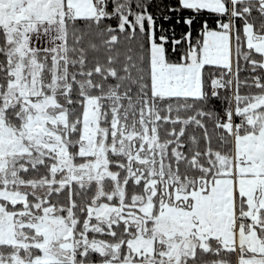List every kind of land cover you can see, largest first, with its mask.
Segmentation results:
<instances>
[{"label":"snow or ice","instance_id":"obj_1","mask_svg":"<svg viewBox=\"0 0 264 264\" xmlns=\"http://www.w3.org/2000/svg\"><path fill=\"white\" fill-rule=\"evenodd\" d=\"M0 264H264V0H0Z\"/></svg>","mask_w":264,"mask_h":264},{"label":"trees","instance_id":"obj_2","mask_svg":"<svg viewBox=\"0 0 264 264\" xmlns=\"http://www.w3.org/2000/svg\"><path fill=\"white\" fill-rule=\"evenodd\" d=\"M233 259H235V258H233Z\"/></svg>","mask_w":264,"mask_h":264}]
</instances>
